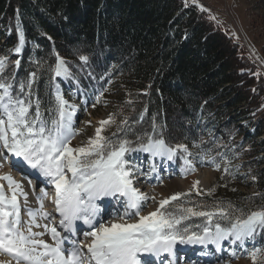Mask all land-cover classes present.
Masks as SVG:
<instances>
[{
    "label": "trees",
    "instance_id": "obj_1",
    "mask_svg": "<svg viewBox=\"0 0 264 264\" xmlns=\"http://www.w3.org/2000/svg\"><path fill=\"white\" fill-rule=\"evenodd\" d=\"M257 2L264 7V0ZM199 6V0H0V55L21 60L4 76L14 75L9 82L18 95L19 82L36 73L31 97H38L46 119L56 115L55 89L70 87L90 98L111 80L120 82L126 89L115 120L127 118L130 130L119 136L134 141L155 122L169 145L231 161L211 196L193 189L181 197L192 201L185 206L231 203L247 214L264 207V73L220 17ZM20 31L25 45L17 56L10 49ZM57 54L71 74L66 82L52 71ZM116 124L102 135L111 136ZM176 160L183 163L179 155ZM251 242L264 248V234Z\"/></svg>",
    "mask_w": 264,
    "mask_h": 264
},
{
    "label": "snow or ice",
    "instance_id": "obj_2",
    "mask_svg": "<svg viewBox=\"0 0 264 264\" xmlns=\"http://www.w3.org/2000/svg\"><path fill=\"white\" fill-rule=\"evenodd\" d=\"M199 7L201 11H208L202 5ZM24 45V33L20 31L18 44L10 51L19 56ZM80 60L87 63L89 57L81 55ZM20 64V59L13 61L0 55V169L11 156L12 166L25 173L30 186L29 171L43 177L54 187L55 211L60 219L58 226L39 223L38 217L45 221L55 219L52 213L44 211L43 200L48 193L42 190L37 197L39 208L33 210L27 207L28 193L23 184L11 174L0 176V181H7L10 190L6 191L5 185L0 183V254L11 257L8 261L0 260V264H155L156 261L165 264L161 260L164 256L167 257L166 264H176L178 246L207 249L212 245L221 251L224 242L228 241L230 255L237 257L235 247L243 248L246 242L264 234V207L246 214L231 203L226 206L222 203L185 206L192 201L182 202L181 197H190L191 191L162 199L155 211L142 215L147 203L150 200L155 202V197H149L134 186L135 174L145 173L126 155L143 152L153 159L158 157L167 161H174L179 155L185 166L182 171L187 173L195 170L187 158L192 155L187 146L166 143L155 122L150 133L137 135L134 141L127 139L126 135L121 137L119 133L126 134L130 130L124 127L128 124L127 118L116 124L112 115L100 121L95 136L89 138L87 144L71 147L78 134L73 127L76 105L57 90L56 115L46 119L39 100L34 107L31 100V86L36 73H31L27 82H19V93L27 90L24 98L13 94L14 86L9 80H14V75L8 79L4 76L10 65L15 70ZM52 71L55 77L69 78L71 75L66 62L58 54ZM254 75L259 77L260 73ZM113 124H116V131L111 136L102 135ZM209 162L217 171L220 170L221 165L214 158ZM227 164L231 165V161ZM157 171L156 165L152 164L147 174L150 176ZM223 171L228 174L230 168L225 166ZM198 185L199 181L194 185L197 195L201 194ZM207 195L211 196L212 190ZM20 197L27 207L29 219L26 222L21 217ZM106 198L117 202L122 200L124 212L116 218L122 222H98L102 212L98 201ZM173 202H176L175 207H172ZM194 217L201 218L202 222L195 225L185 223ZM77 221L89 229L82 233L91 238L87 245L76 238ZM34 228H42L43 231L37 232ZM46 235L51 237V243L43 238ZM66 243L69 245L67 248ZM244 250L252 264H264V248Z\"/></svg>",
    "mask_w": 264,
    "mask_h": 264
},
{
    "label": "rangeland",
    "instance_id": "obj_3",
    "mask_svg": "<svg viewBox=\"0 0 264 264\" xmlns=\"http://www.w3.org/2000/svg\"><path fill=\"white\" fill-rule=\"evenodd\" d=\"M257 1L258 0H199V3L208 8L215 15H218L221 20L223 18L224 20L228 19V21L231 22V25L228 27L229 32L240 43L248 55L257 63V65H259L260 69L264 73V7L262 8ZM226 12L229 14L226 15ZM33 72L29 73L28 80ZM60 78L66 82V78ZM34 82L35 80L32 82V86L34 85ZM32 86L31 91L33 88ZM124 89L126 88L120 82L112 80L104 93H92L90 98H87L85 94H79L75 89L70 87H67L65 91H62L59 88L55 89V93L59 90L63 97L71 104L76 105L77 108L73 117V127L78 131V134L72 140L70 145L71 147H81L87 144L89 138L95 136L96 129L100 127V121L108 119L109 116H115V112L117 113L119 105H122L117 101V99L123 96L125 93ZM18 95H20L21 98H24V96L27 95V90L25 93H19ZM98 97L99 100H97ZM37 98L35 96L31 97L33 105H35V102L39 100ZM215 130L216 129L212 128L209 133L214 134ZM235 143L238 145V142ZM187 148L192 154L187 158L192 161L195 169L194 171L187 173L182 171L185 166L181 163V160L175 159L174 161H167L166 159H160L158 157L153 159L150 154L143 152H134L130 156L126 155V158L130 159L132 163L139 165L141 171L145 173L135 174L134 186L141 192L147 194L149 197H155V202L150 200L147 203V206L141 213L142 215H147L148 213L155 211L159 207L158 202L162 199H166L178 192H190L194 189V185L197 181H199V189L203 192H208L214 188L215 184L218 182L219 176L223 173L224 167L227 165V161L219 162L215 160L216 163L221 165L220 170L217 171L215 165L209 162L210 158L206 156V153L189 147ZM236 156H238V154ZM240 161L241 159H236L233 163L238 162V164H240ZM152 164L156 165L158 171L151 173L149 176L147 173L149 172ZM19 172L21 173V171L13 166L3 167L0 169V176L11 174L16 181H19L21 180ZM200 175H205L207 177L209 181L208 185L204 186L205 184L202 182ZM28 179L35 181L34 179H36V177L33 173L28 172ZM249 179L250 178H248L247 181ZM23 180L27 186L30 187L25 177H23ZM0 183L5 185L6 191H10L7 188V181H0ZM39 184L40 186L38 187L32 186V191L33 188L35 189V192L43 190L47 192L52 199L55 197V190L52 185L48 184L44 179L39 181ZM242 189L247 193H253L255 190L251 186H243ZM22 198L23 197H20L21 217L26 222L29 217ZM106 200L107 198L104 201ZM114 203L116 205L113 204L103 215L100 213V216L111 219L122 215L124 212L122 200L120 203L116 200ZM46 207V204H44L45 211ZM113 211L114 213H117L112 214ZM134 219H138V217ZM82 228L83 229L77 230L76 238L84 245H87L91 242V238L82 235L85 231L84 229L86 228V225H83ZM33 230L35 231V228ZM224 243L226 251L222 257L201 260L198 259L195 254H192L191 256L193 258L187 256L188 258H186V261L183 260V257L181 256V261L178 264H192V262H196V264H252V260L247 256L244 249L251 250L253 247H257V243L255 244L250 240L246 242L243 248L234 246L237 252V257H232L230 255L228 241H225ZM183 247L185 246H178L179 250ZM9 257L10 256L7 254H0L1 260H8Z\"/></svg>",
    "mask_w": 264,
    "mask_h": 264
},
{
    "label": "bare ground",
    "instance_id": "obj_4",
    "mask_svg": "<svg viewBox=\"0 0 264 264\" xmlns=\"http://www.w3.org/2000/svg\"><path fill=\"white\" fill-rule=\"evenodd\" d=\"M202 1V0H201ZM200 178H201V180H202V182L205 184L204 186H206V185H208L209 184V181H208V179H207V177L205 176V175H200ZM18 182H21L22 184H23V186H24V190L28 193V207H30V208H32L33 210H36V209H38L39 208V202H37V199L35 198V196L33 195V193H32V190H30L29 189V187L27 186V184L25 183V181L23 180V179H21V180H19ZM108 200V199H107ZM106 200V201H107ZM45 201V200H44ZM106 201H104V202H106ZM99 202H102V201H98V203ZM103 203V202H102ZM116 205V204H115ZM55 206V205H54ZM102 206V205H101ZM119 212V211H118ZM99 221H102V222H104L105 224H108V223H110V222H122V221H118L116 218H107V217H101V216H99L98 217V222ZM38 222L39 223H41V224H43L44 223V220H42V219H40L39 217H38ZM83 227V224L80 222V221H77V230H79V229H83L82 228ZM85 231L87 230H89L88 228H87V226H86V228L84 229ZM35 231H37V232H39V231H43V229L42 228H35ZM62 235H67L66 233H62ZM45 240H47L48 242H52L51 241V237L50 236H45V237H43ZM69 245L66 243L65 244V247L67 248ZM186 249H188L187 247H186ZM178 250H179V248H178ZM188 258V257H187ZM11 259V257H9V259L8 260H10ZM210 259H213V258H210ZM1 260V259H0ZM7 259H5V260H3V261H8ZM13 264H14V262H13Z\"/></svg>",
    "mask_w": 264,
    "mask_h": 264
},
{
    "label": "built area",
    "instance_id": "obj_5",
    "mask_svg": "<svg viewBox=\"0 0 264 264\" xmlns=\"http://www.w3.org/2000/svg\"><path fill=\"white\" fill-rule=\"evenodd\" d=\"M229 13L228 12H226V15H228ZM222 21L224 22V24H225V26H227V27H229L230 25H231V22L230 21H228V19H223L222 18Z\"/></svg>",
    "mask_w": 264,
    "mask_h": 264
}]
</instances>
